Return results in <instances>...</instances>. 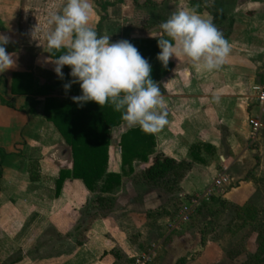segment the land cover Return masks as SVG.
Segmentation results:
<instances>
[{
	"label": "crops",
	"instance_id": "0c3cea01",
	"mask_svg": "<svg viewBox=\"0 0 264 264\" xmlns=\"http://www.w3.org/2000/svg\"><path fill=\"white\" fill-rule=\"evenodd\" d=\"M262 1L225 7L183 3L181 8L210 16L231 51L210 72L177 55L157 82L168 123L152 133L154 151L184 164L182 176L173 191L149 183L143 172L154 155L147 163L133 161L127 173L120 140L138 126L123 121L110 133L107 163V173L122 175L121 184L102 194L101 182L93 192L71 176L58 182L61 172H71L72 154L45 119L44 107L47 99L63 98L60 90L50 96L10 95L14 74H30L39 86L58 78L52 61L63 53L51 49L55 58L49 57L43 34L48 16L62 12L65 0H0V34L10 37L6 50L16 59L14 68L0 73V264H133L142 256L149 257L147 264L246 263L242 254L216 255L208 263L207 254L231 251L219 247L220 220L264 214V113L252 91L264 83ZM102 23L93 8L89 25L100 27L98 35ZM127 34L130 42L166 38L159 26ZM66 68L70 73L67 66L62 71ZM251 118L260 124L255 136ZM221 176L225 183L217 182ZM198 197L180 222L182 207Z\"/></svg>",
	"mask_w": 264,
	"mask_h": 264
},
{
	"label": "clouds",
	"instance_id": "9594fccd",
	"mask_svg": "<svg viewBox=\"0 0 264 264\" xmlns=\"http://www.w3.org/2000/svg\"><path fill=\"white\" fill-rule=\"evenodd\" d=\"M92 14V0H65L62 12L47 18L43 34L47 47L66 49L52 61L61 80L62 69L70 68L71 79L63 84L65 93L78 84L81 94L72 97L74 103L110 105L121 113L128 127L158 132L168 123L167 112L160 88L151 78L149 61L130 41L110 43V36L98 35L89 25ZM159 27L166 38L157 39L160 51L156 59L165 68L171 58L183 55L196 67L210 72L219 69L230 54V44L212 18L203 17L194 8L175 11ZM37 29L38 26L31 32L34 40ZM9 42V36L0 34V73L16 66L15 53L6 50Z\"/></svg>",
	"mask_w": 264,
	"mask_h": 264
},
{
	"label": "trees",
	"instance_id": "16d2710c",
	"mask_svg": "<svg viewBox=\"0 0 264 264\" xmlns=\"http://www.w3.org/2000/svg\"><path fill=\"white\" fill-rule=\"evenodd\" d=\"M99 30L100 27L96 30L98 34ZM131 43L149 61L152 67L151 78L154 82L157 83L170 71V63L165 68L156 59L160 51L157 40H134ZM65 50L59 49L55 52L63 53ZM52 52L49 51V57L55 58ZM63 73L64 80L57 78L52 84L46 83L43 86H39L30 74H14L10 83V95L50 96L60 90L63 98L60 101L47 99L44 107L45 119L58 130L72 154L71 172H61L58 182L61 185L71 176L82 181L91 192L101 182L99 192L109 194L120 186L122 178V175L107 173L110 133L123 122L121 113L114 111L112 106L107 104L100 107L94 102H87L83 106L74 103L72 97L81 94L79 85L73 84L65 93L63 84L71 77L68 68ZM154 147L152 133H146L139 127L129 130L120 140L122 166L127 167V173H131L133 161L147 163L149 157L154 155L152 163L143 172L144 179L153 184L162 183L167 191H173L176 182L182 176L184 164L176 163L161 153L155 154ZM170 176L172 177L169 178ZM259 253L260 261L264 264L262 244L259 246ZM178 264H185V260L179 261Z\"/></svg>",
	"mask_w": 264,
	"mask_h": 264
},
{
	"label": "rangeland",
	"instance_id": "374dc122",
	"mask_svg": "<svg viewBox=\"0 0 264 264\" xmlns=\"http://www.w3.org/2000/svg\"><path fill=\"white\" fill-rule=\"evenodd\" d=\"M247 0H92L95 13L103 17L101 35L110 36V43L119 40H128L129 30L139 29L140 31H147L151 28L158 27L162 22L166 21L172 13L181 9L183 3H205L225 7L228 4L238 6ZM264 4V0L262 1ZM109 6V9H100V5ZM119 5L118 6H116ZM123 5L124 9L120 6ZM121 12H124L121 13ZM158 32V31H157ZM260 84V86H263ZM264 135V122L263 129ZM261 132V135H262ZM232 213V212H231ZM240 213V212H239ZM233 214V213H232ZM235 220H220L219 230L224 233L220 237L219 247L229 248L231 251L207 254V262H213L214 257L217 256H238L242 254L247 260L245 264H263L261 263V256L259 253V246L264 247V214L262 218L250 219L241 218L240 214H236ZM262 216V215H261ZM199 219H197L198 221ZM209 222V221H208ZM207 222V223H208ZM212 222V221H211ZM206 224V221L203 225ZM210 227V224H209ZM216 232V230H215ZM230 234L228 235V233ZM219 240V239H218ZM215 240L210 239L209 242L214 243ZM222 243V244H221ZM211 248V245L209 246ZM204 264H207L204 262Z\"/></svg>",
	"mask_w": 264,
	"mask_h": 264
},
{
	"label": "built area",
	"instance_id": "2783aa9c",
	"mask_svg": "<svg viewBox=\"0 0 264 264\" xmlns=\"http://www.w3.org/2000/svg\"><path fill=\"white\" fill-rule=\"evenodd\" d=\"M252 91L255 93V105L259 108L260 113H264V85L256 86L252 88ZM249 125L251 128L252 135L255 136L260 128V124L256 118L249 119ZM225 183L226 179L221 176L217 182ZM201 197L195 198L191 201L189 206L182 207L180 222L186 221L189 213L191 212L193 206L198 205V201ZM133 264H147L149 262L148 256L137 257L134 259Z\"/></svg>",
	"mask_w": 264,
	"mask_h": 264
}]
</instances>
